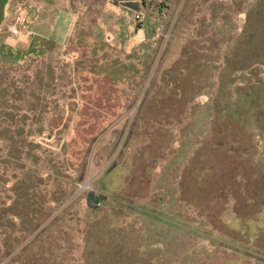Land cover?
<instances>
[{"label":"rangeland","instance_id":"1","mask_svg":"<svg viewBox=\"0 0 264 264\" xmlns=\"http://www.w3.org/2000/svg\"><path fill=\"white\" fill-rule=\"evenodd\" d=\"M259 6L145 0L134 87L97 77L78 45L21 63L0 54V264H264ZM178 61L177 82L164 80ZM148 94L174 122L139 121ZM91 193L105 198L96 208Z\"/></svg>","mask_w":264,"mask_h":264},{"label":"crops","instance_id":"2","mask_svg":"<svg viewBox=\"0 0 264 264\" xmlns=\"http://www.w3.org/2000/svg\"><path fill=\"white\" fill-rule=\"evenodd\" d=\"M21 1L37 9L32 33L12 36L8 26ZM132 16L110 0H0V54L21 63L37 55H73L70 47L78 45L99 59L97 77L119 89L134 87L143 75L146 31L132 24Z\"/></svg>","mask_w":264,"mask_h":264},{"label":"trees","instance_id":"3","mask_svg":"<svg viewBox=\"0 0 264 264\" xmlns=\"http://www.w3.org/2000/svg\"><path fill=\"white\" fill-rule=\"evenodd\" d=\"M110 1H112V3L114 5L122 6L125 9H127V10H129V11L135 13V14L141 13L143 11L142 7L145 6V0H110ZM263 2H264V0H260V3H263ZM260 9L262 10L261 13L259 12L258 14H256L258 11H260ZM253 14H255V17L258 18V22L254 25L253 21H252L253 38H252V34H251V37L249 35L246 39H244V42H243L244 44H246L248 42V40H250V38H252L251 40H253V41L255 40V43L257 44V36L256 35L259 32L260 27L262 26V22L264 24V21H263L264 20V8L263 7H261V6L256 7V9H254L252 11V16H253ZM260 18H261L262 21L260 20ZM252 19H253V17H252ZM187 51H188L187 48L184 49L183 55H185L187 53ZM181 64H182V62L180 61V63H179V61H178L170 71L166 72L164 80L169 79V76H170V80H169L170 83L177 82V80L173 76L175 75V71L178 69V67ZM197 64H199V63H196V66H197ZM198 66H200V65H198ZM103 95H104V97H108V99L110 98L109 91L108 92L107 91L103 92ZM193 99H194V97L188 96L187 93H184V95H182L180 97V101L183 103L182 108L185 109L187 107V105L190 104V102H192ZM160 100H161V97H159V96H156V97L150 99V94L147 95V97L144 99V102H143V104H142V106L140 107V110H139L140 111V116H139L138 119H139L140 122L143 121L142 119H144V117H145L144 115L147 112H154L156 114V116L154 117V122L155 123H160V122L163 121V119H166L167 121H171V120L173 122L175 121V119H176L175 116L176 115H173L172 112H169V114H167L166 118H164V116L162 117V114H165V113L162 112V108L161 107H158V101H160ZM260 107H261V105H260ZM175 112H176V110H175ZM260 115H262V113ZM256 117L259 118L258 115H256ZM262 131H264V130H262ZM215 133L217 134V132H215ZM208 166H209L210 169L215 168L214 165H211L209 163L206 165V167H208ZM253 167H255V165H253ZM262 184L264 185V175H263V183ZM183 188L185 189V187H183ZM261 193L264 195V186H263V189H262ZM104 199L105 198L102 197V196H97V195L91 193L89 198H88L89 205L96 208ZM15 214L20 216V218L22 219V223H23L22 225H25V230L26 231H30L31 233L37 232V230L40 228V225H42L44 223L41 220H39L38 222H35L34 217H31L30 219H27L28 215H27V212L25 210H24V212H17ZM10 225H12V224H10ZM6 248H7V252L11 251V249L9 248V246L7 244H6ZM21 252H22V250H21ZM16 259H19V261L22 262L21 264H27V262H25L23 260V259H25V256L22 255V254L18 253L17 256H16Z\"/></svg>","mask_w":264,"mask_h":264},{"label":"built area","instance_id":"4","mask_svg":"<svg viewBox=\"0 0 264 264\" xmlns=\"http://www.w3.org/2000/svg\"><path fill=\"white\" fill-rule=\"evenodd\" d=\"M33 8L37 11L36 7L30 4L26 7L23 1L17 4L15 12H13L14 16L12 18V23L8 26V30L12 36H20L21 34L30 35L32 33V26L34 23ZM31 12L33 13L31 14ZM143 17V12L136 14V20H138V22H140Z\"/></svg>","mask_w":264,"mask_h":264}]
</instances>
